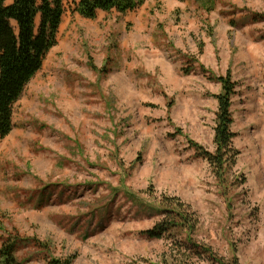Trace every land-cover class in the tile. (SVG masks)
Listing matches in <instances>:
<instances>
[{
	"label": "rangeland",
	"instance_id": "obj_1",
	"mask_svg": "<svg viewBox=\"0 0 264 264\" xmlns=\"http://www.w3.org/2000/svg\"><path fill=\"white\" fill-rule=\"evenodd\" d=\"M77 2L0 138V245L19 264H171L169 241L142 232L177 197L194 239L264 264V0H144L93 19ZM227 73L237 185L189 143L214 150Z\"/></svg>",
	"mask_w": 264,
	"mask_h": 264
},
{
	"label": "trees",
	"instance_id": "obj_2",
	"mask_svg": "<svg viewBox=\"0 0 264 264\" xmlns=\"http://www.w3.org/2000/svg\"><path fill=\"white\" fill-rule=\"evenodd\" d=\"M143 2L144 0H78L75 10L82 17L93 19L98 10L124 13L138 8ZM63 3L64 0H0V138L11 132L14 103L40 71L47 53L57 42L56 35L64 12ZM262 17L264 18V14ZM216 81L220 83L221 91L215 95L217 110L214 150L208 151L193 140H189V143L196 155L208 162L218 182L237 185L243 183L245 178L239 179L240 176L232 175L239 153L233 146L235 134L231 129V99L236 85L229 73L218 76ZM227 175L233 176L234 180L228 183ZM161 206L160 213L163 217L151 229L142 233L151 238L169 241L168 252L163 256L164 263L168 257L171 264H193L201 260L212 264H237L236 259H224L210 246L191 236L198 218L189 205L177 197H165ZM14 251V241L4 240L0 245V264H19ZM53 262L61 264L57 260Z\"/></svg>",
	"mask_w": 264,
	"mask_h": 264
},
{
	"label": "crops",
	"instance_id": "obj_3",
	"mask_svg": "<svg viewBox=\"0 0 264 264\" xmlns=\"http://www.w3.org/2000/svg\"><path fill=\"white\" fill-rule=\"evenodd\" d=\"M100 12H103L102 10H98L97 13L99 14Z\"/></svg>",
	"mask_w": 264,
	"mask_h": 264
}]
</instances>
